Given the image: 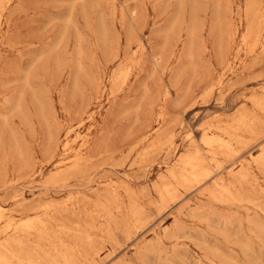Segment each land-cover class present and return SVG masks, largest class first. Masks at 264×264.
I'll return each mask as SVG.
<instances>
[{
    "label": "rangeland",
    "instance_id": "1",
    "mask_svg": "<svg viewBox=\"0 0 264 264\" xmlns=\"http://www.w3.org/2000/svg\"><path fill=\"white\" fill-rule=\"evenodd\" d=\"M4 3L0 0L3 14L0 17V166L8 165V169L5 167V175H0V204L6 209L4 215H8L1 218L0 226L13 218L21 221L41 211L33 206L26 209L30 204L55 203L53 210L50 209L54 215L50 220L51 232L61 231L58 233L60 240L53 233L44 238L38 236L39 240L30 235L25 255L38 259L40 264H66L59 259V249L64 253L76 248L73 253L81 255L83 246L93 244L99 252L88 258L77 255L74 264H264V197L260 198L258 191L261 180L264 181V167L260 168L262 170L256 168L258 178H261L247 181L249 188L252 182L251 189L254 190L249 192L245 188L246 179L240 182L244 192L259 197L263 209L221 203L214 197L199 194V189L190 193L184 188L179 192H183L184 198L181 196L172 207L163 208L159 206L158 191L146 188H150L175 161L174 147L163 149L162 154L155 156L157 161L153 158L147 164L141 163L137 154L132 153V139L149 118L144 116L151 115L147 108L155 99H161L158 96L165 93L167 81H171L168 88L172 98L169 93L161 95L167 108L173 101L176 103V92L180 91L177 104L173 102L166 108L174 116L167 112L169 117L165 125L167 133L176 135L174 146L184 148L188 131L192 129L199 139L202 122H215L219 116L229 117L238 111L245 112L244 109L248 115L250 109L254 110L253 97L264 91V0H6ZM246 39L250 42L248 46ZM139 47L147 48L141 51ZM151 51L155 53L152 55ZM173 51L175 56L180 53L178 60ZM142 52L147 56L144 53V57L138 55ZM163 53H167L166 57ZM216 55L223 57L220 59ZM175 59H180L179 63ZM157 60L162 66H158ZM167 60L170 66L165 67ZM171 60L177 66L173 68L179 71L170 69L174 65ZM133 62L137 72L132 76ZM199 64L205 66L201 65L198 70ZM213 66L218 70L210 71ZM123 67H128L130 74L128 72V79L122 86L119 75ZM169 71L173 72L174 81L169 78L172 73ZM115 72L117 75L113 74ZM220 74H224L221 90L218 88L203 100L201 94L204 91H200L206 90L205 86L208 88ZM115 76L118 81L114 83L115 92L111 96L110 84ZM204 76L211 78V82L207 84L208 79ZM94 77L102 82L95 84ZM27 81L33 87H29ZM157 81L159 86L164 83L166 87H158ZM186 81L189 84H185ZM173 83L175 88L171 86ZM103 84L107 87H101ZM181 87L184 88L180 90ZM197 87L205 89L198 90ZM195 89L200 95L193 97L197 95ZM168 97L174 100L169 102ZM184 99L192 102L183 105ZM159 111L158 108L154 114ZM90 113L94 116L89 117ZM82 115L84 122L80 120ZM251 115L250 118L257 120ZM171 123H176L174 128V125L170 128ZM88 136L91 139L89 147L84 145V138ZM19 142L22 150L25 149L22 154L16 151ZM66 142L70 143L69 147L65 146ZM256 142L244 147L245 157L259 152ZM6 151L7 156L11 154L9 160ZM75 155L89 158L86 170L67 171L57 181L50 182V174L57 169H70ZM23 156L26 159L23 160ZM27 159L29 163L25 161ZM19 162L24 164L20 166ZM14 167L20 171L16 172ZM72 196L80 201L76 204L70 201ZM80 206L83 209L78 211ZM230 215L232 220L228 218ZM224 218L230 219L231 225H227ZM56 239L60 246L57 244L56 247ZM61 239L64 242L61 243ZM248 242L252 248L247 247ZM71 243L74 246L70 247Z\"/></svg>",
    "mask_w": 264,
    "mask_h": 264
},
{
    "label": "bare ground",
    "instance_id": "2",
    "mask_svg": "<svg viewBox=\"0 0 264 264\" xmlns=\"http://www.w3.org/2000/svg\"><path fill=\"white\" fill-rule=\"evenodd\" d=\"M3 1V3H4V1H6V0H2ZM10 3V2H9ZM8 3V4H9ZM2 4V3H1ZM5 4V3H4ZM7 4V5H8ZM18 4V3H17ZM74 4V3H73ZM12 8V7H11ZM12 10V9H11ZM1 15H3L2 14V12H1V5H0V17H1ZM2 20V19H1ZM0 20V21H1ZM59 20V19H58ZM66 33V32H65ZM245 40V39H244ZM250 42H249V39H246V44H247V46H248V44H249ZM82 47V46H81ZM140 49H142L141 51H143V49H145V48H147V47H139ZM166 48V47H165ZM164 48V49H165ZM169 48V47H168ZM178 47H176V49H177ZM240 48V47H239ZM242 48V47H241ZM246 48V47H245ZM136 49V48H135ZM159 49H162V48H159ZM158 48H157V50H159ZM171 49H172V47H171ZM173 49H175V48H173ZM185 49V48H184ZM210 49V48H209ZM226 49V48H225ZM228 49H230V47L228 48ZM243 49V48H242ZM261 49H262V47H261ZM136 50H139V49H136ZM153 50H155L154 48H153ZM152 50V51H153ZM183 50V49H182ZM193 50V49H192ZM223 50V49H222ZM243 50H245V49H243ZM248 50V49H247ZM146 52H147V50H145ZM152 51H151V53H152ZM174 51H179V50H174ZM173 51V54H174V56H175V53L176 52H174ZM227 51V50H226ZM139 51H137V53H138ZM158 52V51H157ZM156 52V53H157ZM161 52H163V51H161ZM165 52H166V50H165ZM170 51L168 50V53H169ZM219 51H217L216 52V54L218 53ZM229 52H230V50H229ZM237 52H239V51H237ZM248 52V51H247ZM141 53V52H140ZM145 54V52H142V54H138V55H142L143 57H144V54ZM153 53H155V52H153ZM153 53H152V55H153ZM179 53V52H178ZM177 53V54H178ZM184 53V50L183 51H181V54H183ZM186 53V52H185ZM187 53H189V52H187ZM164 54V53H163ZM167 53H165L164 54V56L166 55ZM170 54H172V53H170ZM172 54V55H173ZM177 54H176V56H177ZM195 54V53H194ZM204 54V53H203ZM222 54H224L223 52H222ZM247 54H249V53H247ZM137 55V54H136ZM146 55V54H145ZM155 55V54H154ZM160 55V54H159ZM171 55V56H172ZM179 55H180V53H179ZM178 55V56H179ZM184 55V54H183ZM238 55H239V53H238ZM133 56H134V54H133ZM147 56V55H146ZM156 56H157V54H156ZM163 56V55H162ZM161 56V57H162ZM174 56L173 57H171V58H174ZM175 56V57H176ZM178 56H177V60H178ZM186 56V55H185ZM192 56V55H191ZM196 56V55H195ZM200 56V55H199ZM216 56H218V55H216ZM227 56H228V54H227ZM143 57H139V58H143ZM166 57V56H165ZM180 57H182V59L184 58L183 56H180ZM188 57H189V55H188ZM193 57V56H192ZM197 57V56H196ZM195 57V58H196ZM210 57V56H209ZM219 58L220 57H223V56H221V55H219L218 56ZM218 57H216V58H218ZM136 58H138V57H136ZM228 58V57H227ZM167 59V58H166ZM176 59H175V61H176ZM201 59V58H200ZM221 59V58H220ZM226 59V58H225ZM145 60V59H144ZM156 60V59H155ZM161 60V59H160ZM164 60H165V58H164ZM168 60H170L169 59V57H168ZM168 60L164 63V65H165V67H166V65H167V67L168 66H170V64L168 65L167 64V62H168ZM184 60V59H183ZM195 60V59H194ZM198 60V59H197ZM227 60V59H226ZM137 61H138V59H137ZM158 62H159V60H157ZM172 61H174V60H171V62ZM179 61H180V59H179ZM179 61H176V63H179ZM185 61V60H184ZM204 61V60H203ZM230 61V60H229ZM263 61V60H262ZM134 62H136V60L134 61ZM133 62V63H134ZM162 62H163V59H162ZM210 62V61H209ZM212 62V61H211ZM217 62H218V64L220 65V61H219V59H217ZM137 63V62H136ZM157 63V62H156ZM170 63V62H169ZM173 63V62H172ZM175 63V62H174ZM173 63V64H174ZM181 63V62H180ZM198 63V62H197ZM223 63V62H222ZM225 63V65H227L226 63H228V62H224ZM223 63V64H224ZM159 64H160V62L158 63V66H159ZM213 65H214V63H212ZM161 65V64H160ZM179 65V64H178ZM200 65V64H199ZM201 65H203V64H201ZM201 65L199 66L200 68H198V67H196L198 70H200L201 69ZM208 65V64H207ZM210 65V64H209ZM239 65V64H238ZM154 66V65H153ZM162 66V65H161ZM172 66V65H171ZM177 67L176 66V64H174L172 67H170V69H174L175 71H176V69L175 68H173V67ZM180 66V65H179ZM186 66H187V64H186ZM198 66V65H197ZM203 66H205V65H203ZM212 66V65H211ZM215 66V65H214ZM213 66V68H211L210 67V71H211V69H214L215 67ZM230 66H233L232 65V63H231V61H230ZM125 67V66H124ZM123 67V69H125ZM164 67V66H163ZM162 67V68H163ZM187 67H190V68H192L191 66H187ZM209 67V66H208ZM122 68V67H121ZM180 68H181V66H180ZM189 68V69H190ZM218 67H216V69H217ZM123 69H122V71H123ZM160 69H161V67H160ZM159 69V70H160ZM182 69V68H181ZM208 69V68H207ZM216 69H214V70H216ZM137 70V65L134 63V64H132V76L134 75V73L135 72H137L136 71ZM164 70V72L166 71L165 69H163ZM162 70V71H163ZM174 70H172L173 72H174ZM178 70V69H177ZM180 70V69H179ZM178 70V71H179ZM186 70H188V69H186ZM218 70V69H217ZM235 70V69H234ZM234 70H232V71H234ZM118 71H120V70H118ZM121 71V74L119 75V79L121 80L120 81V83H122V86L124 85V83H125V81H126V78L128 79V77H127V74H128V67L122 72ZM172 71H169V73L170 72H172ZM209 71V72H210ZM230 71V70H229ZM161 72V71H160ZM173 72L172 73H170L169 75H170V77L169 78H171L172 79V81H174L173 80V78L171 77V75L173 74ZM181 72H183L182 70H181ZM180 72V73H181ZM194 72V71H193ZM201 72V71H200ZM155 73V72H154ZM188 73V72H187ZM196 73V72H195ZM215 73V75H216V72H214ZM114 75L116 74V72L115 73H113ZM129 74H130V72H129ZM161 74V73H160ZM160 74H159V77H160ZM166 74H167V71H166ZM200 74V73H199ZM205 74H207V73H205ZM210 74V76L213 74V70H212V74L211 73H209ZM117 75V74H116ZM174 75V74H173ZM172 75V76H173ZM178 75V74H177ZM181 75V74H180ZM185 75V74H184ZM196 75V74H195ZM198 75V74H197ZM215 75H214V79H215ZM222 75H224V74H220V76H218V78L214 81V82H212V83H210L211 81H209L210 79H208V78H206V76H204L205 77V79H208V82H207V84L208 83H210V85H209V87L207 88V85L205 86L206 87V90H201V89H205V88H202L201 87V89H198V88H200V87H197V89L198 90H201L200 91V93L202 92V91H204V92H202V94H201V97H202V99L203 100H205L206 98H207V96H209L210 94H212V92H214L215 90H217L218 88H220V90H221V88H222V86H223V77H222ZM163 76H164V74H163ZM162 76V77H163ZM176 76V75H175ZM202 76V75H201ZM162 77H161V79H162ZM174 77V76H173ZM187 77H188V75H187ZM192 77V76H191ZM164 78V77H163ZM185 79H186V76L184 77ZM184 78H182L183 80H184ZM190 78V77H189ZM200 78V77H199ZM52 79V78H51ZM94 79H95V77H94ZM166 79V78H165ZM164 79V80H165ZM171 79H169V81L171 80ZM176 79V78H175ZM179 79V78H178ZM193 79H195V77L193 78ZM191 80V81H194V80ZM188 80V79H187ZM29 82H30V80H28ZM27 81V83H29ZM92 81H94L95 82V84H97V83H101L102 82V80H99L98 79V77L95 79V80H93L92 79ZM118 80H117V77L115 76V77H113L112 78V80H111V86H110V90H111V92H110V94H111V96L114 94V89H115V82H117ZM163 81V80H162ZM177 81V80H176ZM179 81V80H178ZM182 81V80H181ZM204 81V80H203ZM161 82V81H160ZM165 82H166V80H165ZM171 82V81H170ZM169 82V83H170ZM182 82H185V81H182ZM249 82V81H248ZM107 83V82H106ZM154 83V82H153ZM159 82L157 81V86L158 87H162L163 85V88L164 87H166L165 89H164V92L166 93V95L169 93V95L171 94V89L170 88H168V86H169V83H168V81H167V83L166 84H168V85H166V84H164V83H162L163 85L162 86H159L160 84H158ZM189 84V82H187L186 81V83L185 84ZM247 83V82H246ZM92 84V83H91ZM133 84V83H132ZM156 84V83H155ZM172 84V83H171ZM170 84V85H171ZM180 84H181V82H180ZM191 84H193V82L191 83ZM199 84V83H198ZM261 84V83H260ZM29 85V87L31 86V87H33L30 83L28 84ZM134 85V84H133ZM166 85V86H165ZM176 85V87H177V84H175ZM184 85V84H183ZM196 85H197V82H196ZM205 85V84H204ZM96 86V85H95ZM94 86V87H95ZM119 86V85H118ZM122 86H120V88L122 87ZM171 86H174V83H173V85H171ZM181 86V85H180ZM186 86V85H185ZM200 86V85H199ZM203 86V85H202ZM50 87V86H49ZM93 87V88H94ZM98 87H100L99 86V84H98ZM101 87H107V84H103ZM157 87V88H158ZM178 87H179V85H178ZM225 87V86H224ZM118 88V87H117ZM119 88V89H120ZM173 88H175V86L173 87ZM184 88V87H183ZM182 87H181V89L180 90H182L183 89ZM192 88V87H191ZM34 89V88H33ZM118 89V90H119ZM159 89H161V88H159ZM177 89L178 88H176V91H177ZM189 90H190V87L188 88ZM100 90H101V88H100ZM149 90L151 91V89L149 88ZM163 90V89H162ZM162 90H160L159 92H162ZM187 90V89H186ZM193 90H194V88H193ZM193 90H191V92L193 91ZM198 90H196L195 89V91L196 92H194V94L195 93H197V95L195 94V95H192L193 97H195V96H198V95H200V94H198ZM149 91V92H150ZM153 91V90H152ZM158 91V90H157ZM179 91V90H178ZM184 91V90H183ZM153 92H155V91H153ZM180 92V91H179ZM177 93L176 92V96H178V97H175L176 99H177V101H176V103H175V105L177 104V102H178V100H179V94L180 93ZM116 93H117V89H116ZM139 93V92H138ZM165 93L163 94V92L162 93H160V95L158 96V97H160L161 99H159L158 101H157V99H153L152 97H150V99L152 98L155 102H151V105H149V109L147 108V110L150 112L149 114H151V115H147V116H144V117H149L147 120H144L145 122H144V124H143V126H142V128L140 129V131L138 132V134H137V136H134V139H132V153L133 152H135L136 154H137V157H138V159H139V161L142 163V162H144V163H149V161H151L153 158H155V156L158 154V153H161V151L163 150V149H169L171 146H173L174 147V150H175V161L173 160V162H171L170 164H169V166H168V168H167V170L165 171V172H163V173H161L159 176H158V178L154 181L153 179V181H154V183L150 186V188H146V190H151V188L152 189H154V190H157L158 191V193H159V197H160V200H159V198H158V200L160 201V205L159 206H162L163 208H170V207H172V204L173 203H175V202H177V201H179L180 200V197L182 196V193H179V192H181V189L182 188H184L185 189V191H192V190H197V189H199L198 191H199V194H202V195H206V196H209V197H214L217 201H219V202H224V203H230V204H233L234 206H235V204H238V205H241V207L242 206H253V208L255 209V207H256V209H259V208H262L263 209V206L260 204V201H259V197L258 196H254V195H249V194H247L246 192H244L243 190H242V185H241V179L242 180H244V179H246L245 181L247 182V181H255L256 180V178H258V176L259 175H257L258 174V172L256 171V168L257 169H260V168H262V167H264V91L261 93V94H259V95H256V96H254L253 97V102H254V105H255V108H254V110H252V109H250V113H252L253 115H251L252 117L253 116H256L257 117V120L256 119H252V118H250V116H249V114L247 115V111L244 109V111L245 112H241V111H238L236 114H233L232 116H219V118H217L216 119V121L215 122H212V121H208L207 120V122H202L201 124H200V126H201V137H199V139H197L196 138V133H195V130L194 129H192V130H189L188 131V134H187V142L185 143V147L184 148H182V146H174V144H175V139H174V133L173 132H170V131H172L173 129H171L169 132L170 133H167V131H165V128L167 127H165V125H166V118H167V116L170 114L169 113V111H166L168 108H169V105L170 104H173V102H172V100H174V99H171L172 98V95H170L171 96V98H169V100H167V101H171L172 103H170L169 105H168V108H167V104L165 105V101L163 102V100H162V96L161 95H164L165 96ZM182 93V92H181ZM25 94V93H24ZM92 94V93H91ZM157 94V93H156ZM178 94V95H177ZM183 94V93H182ZM186 94V93H185ZM115 95H117V94H115ZM152 95V93L149 95V96H151ZM158 95V94H157ZM157 95H156V97H157ZM168 95V96H169ZM187 95H189V94H187ZM253 95H254V93H253ZM22 96V95H21ZM135 96V95H134ZM115 97V96H114ZM154 97H155V95H154ZM187 97V96H186ZM185 97V98H186ZM193 97H191V100L193 101ZM19 98H20V96H19ZM23 98H25V97H23ZM225 98V97H224ZM21 99V98H20ZM26 99V98H25ZM150 99H149V101H150ZM152 99H151V101H152ZM163 99H165V98H163ZM171 99V100H170ZM181 99V98H180ZM195 99V98H194ZM198 99V98H197ZM212 99V98H211ZM187 100V99H186ZM189 100L190 99H188L187 101H185V99H184V101H181V103H183V105H184V102H189ZM19 101V100H18ZM17 101V102H18ZM39 101V100H38ZM192 101H190V102H192ZM200 100L198 99V101L196 100V103L198 104V102H199ZM190 102L189 103H187V104H190ZM195 102V101H194ZM209 101H207V103H208ZM180 103V102H179ZM180 103V104H181ZM223 103V102H222ZM20 104H23V102L22 103H20ZM150 104V103H149ZM180 104H178V105H180ZM187 104H186V107H188L187 106ZM192 104H195V103H192ZM200 104V103H199ZM182 105V104H181ZM182 105V106H183ZM196 105V104H195ZM88 106V105H87ZM147 106V105H146ZM193 106V105H192ZM159 108V112L157 113V114H154V111H156L157 109ZM167 108V109H166ZM184 108V107H183ZM88 109V108H87ZM239 109V108H238ZM241 109V108H240ZM183 110V109H182ZM188 110V109H187ZM243 110V109H242ZM94 111V110H93ZM144 112H146V111H144ZM167 112L169 113V114H167ZM173 112V111H172ZM94 113V112H93ZM218 113V112H217ZM11 114V113H10ZM29 114V113H28ZM87 114H88V112H87ZM140 114V113H139ZM226 114H227V112H226ZM85 115V114H84ZM146 115V114H145ZM172 114H170V116H171ZM179 115V114H178ZM220 115V114H219ZM26 116V115H25ZM30 116V115H29ZM94 116V114H91L90 113V115H89V117H93ZM173 116V115H172ZM28 117V116H27ZM169 117V116H168ZM174 117V116H173ZM25 118V117H24ZM29 118V117H28ZM27 118V119H28ZM31 118V117H30ZM178 118V117H177ZM254 118V117H253ZM173 119V118H172ZM206 119V118H205ZM32 120V119H31ZM80 120L81 121H83L84 120V118H83V115H82V117L80 118ZM143 120V119H142ZM174 120V119H173ZM182 120V119H181ZM184 120V119H183ZM183 120L181 121V122H183ZM28 121V120H27ZM30 121V120H29ZM171 121V120H170ZM170 121H168V123L170 124ZM180 120H178V121H175L176 123H178ZM84 122V121H83ZM176 123H175V125H176ZM184 123H185V121H184ZM8 124V123H7ZM168 125V124H167ZM174 124H172L171 123V125H170V128H171V126H173ZM175 125L172 127V128H174L175 127ZM181 125V124H180ZM190 125V124H189ZM183 127V126H182ZM190 128H192V127H190ZM189 128V129H190ZM13 131V130H12ZM15 131V130H14ZM133 133V132H132ZM186 133V132H185ZM14 134V133H13ZM136 135V134H135ZM184 135V134H183ZM176 136V135H175ZM178 137V136H177ZM176 138V137H175ZM85 139V141H84V145H86V146H90L91 145V139H90V137L88 136V138H84ZM95 141V140H94ZM252 141H254V142H256L258 145H259V152L257 153V154H255V153H251V155L249 156V157H245L244 155H243V150L245 149L244 147H246L249 143H251ZM185 142V141H184ZM18 144V143H17ZM16 144V146L17 147H19L20 148V150H19V148H18V150H16V151H19V152H21V154H22V152H23V150L25 151V149H23L22 150V148L19 146L20 145V142H19V144L17 145ZM177 144V143H176ZM175 144V145H176ZM254 144V143H253ZM256 145V144H255ZM65 146H67V147H69L70 146V143L69 142H66L65 143ZM15 147V146H14ZM16 147V148H17ZM82 147V146H81ZM85 147V146H84ZM167 147H169V148H167ZM173 147H171L172 149H173ZM57 148V147H56ZM91 148H94L93 146H91ZM13 150V149H12ZM12 150H10V151H12ZM110 150V149H109ZM13 152V151H12ZM93 152V151H92ZM6 153V156L8 155V153H7V151L5 152ZM16 153V152H15ZM14 153V154H15ZM18 154V156H20V158H21V154L20 153H17ZM16 154V155H17ZM20 154V155H19ZM27 154V153H26ZM75 154V153H74ZM162 154V153H161ZM11 155V154H10ZM9 155V156H10ZM5 155H4V157H6ZM9 156H7V160H9L8 159V157ZM28 156V155H27ZM32 156V155H31ZM54 156V155H53ZM11 157V156H10ZM33 157V156H32ZM158 157V156H157ZM172 157V156H171ZM15 158V157H14ZM14 158H12V160L14 159ZM23 158V160H24V158H25V156H23L22 157ZM28 158H29V156H28ZM52 158V157H51ZM5 159V158H4ZM17 159H18V157H17ZM26 159V158H25ZM73 159V161L70 163V169H68V170H58L57 169V172L55 171V173H52V174H50V176H49V179H48V177H46V179H48L50 182L52 181V182H55V181H57L58 179H60L62 176H64L66 173H68L67 171H72V172H80V171H83V170H86V169H84V168H86L85 166H86V164H87V162H88V157L86 158V157H84V156H82V155H75V158H72ZM3 160V159H2ZM6 160V159H5ZM6 160V161H7ZM33 160V159H32ZM155 160H156V158H155ZM20 161H21V159H20ZM25 161H28V159L27 160H25ZM24 161V163L26 164V162ZM157 161V160H156ZM3 162H4V160H3ZM35 162V161H34ZM34 162H32L34 165H35V163ZM152 162V161H151ZM164 162H166V161H164ZM10 163V162H9ZM20 163H22V162H19V164L18 165H23L24 163H22V164H20ZM28 163H29V161H28ZM136 163V162H135ZM12 164H14V163H12ZM164 164H167V163H164ZM58 165H59V163H58ZM142 165V164H141ZM155 165V164H154ZM153 164H152V166H154ZM8 166V165H7ZM7 166H5L6 168H7ZM24 166H26V165H24ZM24 166H22V167H24ZM28 166V165H27ZM149 166V165H148ZM3 165H2V167L0 166V175H5V172H6V168H5ZM17 167V166H16ZM32 167V166H31ZM103 167V166H102ZM139 167V166H138ZM151 167V166H150ZM149 167V168H150ZM35 166H34V168H33V170H35ZM8 169V168H7ZM14 169H15V167H14ZM62 169V168H61ZM148 169V168H147ZM17 170L18 171H20L18 168H16L15 169V171L17 172ZM33 170L31 171V172H33ZM91 170H93V169H91ZM149 170V169H148ZM260 170H262V169H260ZM264 171V170H263ZM31 172H29V174H31ZM97 172V171H96ZM262 172V171H261ZM20 174H21V172H19ZM28 174V175H29ZM159 174V173H158ZM22 175H24V173L22 174ZM22 175H19L18 177H20V176H22ZM27 176V175H26ZM146 178H147V175H146ZM259 178H261V177H259ZM258 178V179H259ZM46 179H45V183H46ZM3 180H5V179H3ZM2 180V181H3ZM93 180V179H92ZM261 180V179H260ZM260 180H259V182H260ZM11 181V179L9 180V182ZM258 181V180H257ZM262 182H264L263 180H261ZM13 182V181H12ZM49 182V183H50ZM244 182V181H243ZM260 183V187H259V189L260 190H258L257 188H258V185H256L255 186V188L259 191V194H260V198L261 197H264V184L263 183ZM49 183H47V184H49ZM252 183V182H251ZM251 183H249L250 184V188L248 187L249 185H248V182H247V187H245L248 191L251 189ZM4 184H7L6 182L4 183ZM11 184V183H10ZM256 184H257V182H256ZM246 186V185H245ZM253 187H254V185H252ZM3 188V187H2ZM61 189V188H60ZM252 190H254V188L253 189H251L250 191H252ZM114 191V190H113ZM197 191V192H198ZM246 191V190H245ZM249 191V192H250ZM256 191V190H255ZM257 191V192H258ZM186 192V193H187ZM248 192V193H249ZM254 192V191H253ZM115 193V192H114ZM153 193V192H152ZM185 193V194H186ZM191 193V192H190ZM253 194H257L256 192H254ZM259 194H257V195H259ZM111 196H112V194H111ZM78 197V196H77ZM145 197H147V196H145ZM183 198H184V195L182 196ZM81 199H82V197H80ZM117 198V197H116ZM116 198H113V199H115L116 200ZM201 198V197H200ZM90 199V198H89ZM88 199V200H89ZM199 199V198H198ZM264 199V198H263ZM57 200V199H56ZM70 201H73L75 204L76 203H78L80 200H79V198H76L75 196H72V197H70V199H69ZM82 200H87V198H85V199H82ZM207 200V199H206ZM209 200V199H208ZM211 200V199H210ZM261 200V199H260ZM49 201V200H48ZM139 201V200H138ZM212 201V200H211ZM39 202V201H38ZM87 202V201H86ZM182 202V201H181ZM213 202H216V201H214L213 200ZM32 203V202H31ZM209 203V202H208ZM218 203V202H217ZM2 204V203H1ZM0 204V220H2L1 218L3 217V216H7V215H4V213H6L4 210H6V209H4L5 207L3 206V205H1ZM26 204H28V203H26ZM26 204H25V206H26ZM55 204V203H54ZM53 204V205H54ZM85 204V203H84ZM182 204V203H181ZM200 204H202V201H201V203ZM204 204V203H203ZM210 205H211V203H209ZM39 206H35V205H29L28 207H26V209H28V210H30L31 208H30V206H33V208L35 209V210H37V211H39V209L41 210V211H39V212H37L35 215H33V216H31L30 218L28 217L27 219H22L21 221H14V218H13V221L12 220H10V221H8L7 223H5L6 225L5 226H0V264H40L34 257H32L31 255H25V253H24V251H25V247H26V241H27V238L28 237H30V235L32 236V235H35V236H37V238H38V236L39 237H43L44 238V236L46 235V234H48L47 236H49V234H51L52 235V233L56 236L57 235V238H58V240H60L59 239V237L58 236H60L61 234H59L58 235V233H61V231L60 232H58L57 234H55L56 233V231H53V232H51L52 230H53V227L51 226V219L52 218H54V215L51 213V211H50V209H52V206L53 205H46V204H43V205H41V203H39L38 204ZM58 205V204H57ZM71 205V204H70ZM69 204H68V206L69 207H71L72 209L74 208V210H75V207H73V205L72 206H70ZM79 205V204H78ZM82 205V204H81ZM135 205V204H134ZM133 205V206H134ZM140 205V204H139ZM197 205H198V203H197ZM206 205V204H205ZM205 205H203V206H205ZM213 205H215V204H213ZM218 205V204H217ZM35 206V207H34ZM55 206V205H54ZM66 206V205H65ZM132 206V207H133ZM181 206H183V204L181 205ZM209 206V205H208ZM212 206V205H211ZM232 206V205H231ZM51 207V208H50ZM58 207V206H57ZM56 207V208H57ZM62 207V206H61ZM77 207H79V206H77ZM81 207V206H80ZM82 207H83V205H82ZM77 208V210L79 209V210H81V209H83V208ZM196 207H198V206H196ZM195 207V208H196ZM218 207V206H217ZM228 207V206H227ZM13 208H14V206H13ZM20 208V207H19ZM30 208V209H29ZM86 208V207H85ZM96 208V207H95ZM201 208V207H200ZM210 208V207H209ZM246 208V207H245ZM72 209H71V212L73 213V211H72ZM198 209V208H197ZM196 209V210H197ZM202 209V208H201ZM248 209V208H247ZM24 210V209H23ZM34 210V211H35ZM53 210V209H52ZM54 210H55V207H54ZM78 210V211H79ZM195 210V211H196ZM250 210V209H249ZM27 211V210H26ZM77 211V212H78ZM83 211V210H82ZM193 211H194V209H193ZM198 211V210H197ZM215 211V210H214ZM222 211V210H221ZM58 212V211H57ZM70 212V213H71ZM76 212V213H77ZM139 212V211H138ZM12 213V212H11ZM75 213V212H74ZM216 213V212H215ZM58 214V213H57ZM60 214V213H59ZM84 214V213H83ZM228 214V213H227ZM78 215V214H77ZM197 215H201V214H197ZM59 216V215H58ZM85 216V215H84ZM206 216V215H205ZM209 216V215H208ZM11 217V216H10ZM60 217V216H59ZM223 217V216H222ZM201 218V217H200ZM228 218H230L231 219V215H230V217H228ZM228 218H227V220H228ZM253 218H255V217H252L251 219H253ZM259 218V217H258ZM59 219V218H58ZM82 219V218H81ZM208 219V218H207ZM229 219V220H230ZM248 219V218H247ZM202 220V219H201ZM205 220V219H204ZM211 220V219H210ZM224 220H226L225 218H224ZM226 220V221H227ZM228 220V221H229ZM232 220V219H231ZM230 220V221H231ZM235 220V219H234ZM258 220V219H257ZM225 221V223H227V225H228V223L230 224V221L229 222H226ZM255 221V220H254ZM1 222V221H0ZM3 222V221H2ZM5 222V221H4ZM233 222V221H232ZM251 222L253 223V220H251ZM256 222V221H255ZM258 222V221H257ZM49 223H50V225H49ZM78 223V222H77ZM222 223V222H221ZM224 223V224H225ZM259 223H261L262 224V222H258V224ZM257 223H255V225L257 226L258 225ZM61 225V224H60ZM227 225L225 224V226H226V228H227ZM231 225V224H230ZM260 225V224H259ZM59 227V226H58ZM224 227V226H223ZM261 227H262V225H261ZM63 228V227H62ZM69 228V227H68ZM137 228V227H136ZM229 228V227H228ZM227 228V229H228ZM249 228H251V227H249ZM258 228V227H257ZM59 229V228H58ZM74 229V228H73ZM254 230V229H253ZM260 230H262V228L260 229ZM62 231H65V230H63L62 229ZM77 231V230H76ZM251 231H252V229H251ZM256 232V231H255ZM254 232V233H255ZM258 232H260V231H258ZM262 232V231H261ZM65 233V232H64ZM64 233H62V234H64ZM66 233H67V231H66ZM69 233V232H68ZM73 233V232H72ZM245 233V232H244ZM66 235H68V234H66ZM69 235H70V233H69ZM260 235V234H259ZM258 235V236H259ZM255 236H257V235H255ZM261 236V235H260ZM258 237V238H261V237ZM33 237V236H32ZM46 237V236H45ZM52 237V236H51ZM31 238V237H30ZM36 238V237H35ZM35 238H33V239H35ZM36 238V239H37ZM52 238H54V237H52ZM51 238V239H52ZM64 240H66V242H67V237H65V235H64ZM49 239H50V237H49ZM50 239V240H51ZM88 239V238H87ZM243 239V238H242ZM38 240H39V238H38ZM38 240H36V241H38ZM47 240H48V238H47ZM57 240V239H56ZM57 240V242L55 243L56 244V247H57V244H59L60 242ZM62 240V239H61ZM78 240H79V238H78ZM248 240V239H247ZM32 241V240H31ZM43 241V240H42ZM262 241V240H261ZM46 242V241H45ZM48 242V241H47ZM59 242V243H58ZM62 242H64L63 240L61 241V243ZM65 242V243H66ZM75 242H79V241H75ZM154 242V241H153ZM249 242H250V240H249ZM249 242H248V244H247V247H253L252 245H250L249 244ZM262 242H264V241H262ZM33 243V242H32ZM41 243V242H40ZM43 243V242H42ZM49 243V242H48ZM51 243V242H50ZM68 243V242H67ZM31 244V243H30ZM64 244V243H63ZM63 244H61V245H63ZM70 244V243H69ZM72 244L73 243H71V245H69L70 247H72ZM90 244H91V242H90ZM257 244V243H256ZM50 245V244H49ZM52 245V244H51ZM65 245H67L68 246V244H65ZM79 246H80V244H78ZM244 245H246V244H244ZM259 245V244H258ZM59 246H60V244H59ZM67 246H65L66 247V249L65 250H67ZM73 246H74V244H73ZM154 246V245H153ZM53 247H54V245H53ZM83 247H85L83 250H82V248H80L81 250H79V251H81V255H83L84 257H87L88 258V256H90V255H92V254H94V253H97V252H99L98 250V248H96V246H93V244L92 245H90L89 247H86V246H83ZM31 248V247H30ZM60 248H62V247H60ZM74 248V247H73ZM148 248H150V247H148ZM156 248V247H155ZM154 248V249H155ZM46 249H48V248H46ZM56 248L54 247V250H55ZM68 249H70V248H68ZM97 249V250H96ZM61 249H59V251H60ZM64 250V251H65ZM71 250V249H70ZM75 250H76V248H75ZM75 250H72V252H68V250L67 251H65L64 253H61V252H59L58 250V253H60V258L59 259H62V260H64L65 262H66V264H74V261H76V258H78V256L77 255H80V253L79 254H74L73 253V251H75ZM146 250H148V249H146ZM158 250V249H157ZM42 251V250H41ZM50 251V250H49ZM62 251V250H61ZM245 251H247V250H245ZM251 251V250H250ZM63 252V251H62ZM77 252V251H76ZM253 252V251H252ZM261 252V251H260ZM37 254V253H36ZM261 254V253H260ZM80 255V256H81ZM79 256V257H80ZM160 256V255H159ZM50 257V256H49ZM53 258V257H52ZM82 258V257H81ZM55 259V258H54ZM56 260V259H55ZM168 263V262H167ZM76 264V263H75Z\"/></svg>",
    "mask_w": 264,
    "mask_h": 264
}]
</instances>
